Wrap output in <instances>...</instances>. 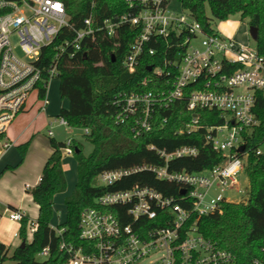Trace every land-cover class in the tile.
Listing matches in <instances>:
<instances>
[{
  "label": "built area",
  "instance_id": "2783aa9c",
  "mask_svg": "<svg viewBox=\"0 0 264 264\" xmlns=\"http://www.w3.org/2000/svg\"><path fill=\"white\" fill-rule=\"evenodd\" d=\"M125 2L129 9L126 14L104 20L96 28L92 18L85 20L84 29L75 30L74 39L65 40L60 51L74 56L97 32L115 38L121 28H133L136 39L124 62L122 77H134L141 57L156 55L158 47L175 59H168L164 67H149L150 73L157 77L167 74L171 89L158 96L120 94L117 122L133 118V132L140 136L152 130L157 104L168 107L187 98L188 111L194 115L179 134H193L203 128L197 111L221 113L224 123L207 127L206 141L228 159L202 173L171 172L169 161L198 155L196 147L185 146L170 154L159 152L166 161L165 167L142 166L101 173L98 185L111 187L133 172L148 170L158 179L181 186L182 204L148 187L106 192L96 200L98 208H88L81 215L80 236L89 243L88 247L83 250L63 243L61 249L70 255L68 264H235L233 254L206 239L196 221L229 202L226 192L237 189L244 194L238 178L245 162L238 156V149L245 145L243 155H247L244 135L260 124L255 105L257 95L264 93V57L256 44L252 45L255 41L250 34L247 43H240L222 33L206 32L182 7L180 11L173 8L177 0ZM65 28L71 26L61 1L0 0V159L14 145L7 136V127L36 104L29 103L31 95L37 94L42 112L50 103V82L58 77L57 60L47 71L38 67V61L42 49L53 44ZM16 48L24 57L17 54ZM41 83L46 88L44 98L39 97ZM56 126L70 127L65 118L56 117L49 123V137H53ZM72 143L70 139L66 142L62 156H74ZM256 153L264 155V144ZM117 207L122 210L118 215L106 212ZM26 217L20 211L9 213V219L20 227ZM126 218L133 222L125 225ZM37 227V221L28 219L29 237ZM55 229L60 235L64 232ZM40 256L47 258L49 249Z\"/></svg>",
  "mask_w": 264,
  "mask_h": 264
},
{
  "label": "trees",
  "instance_id": "16d2710c",
  "mask_svg": "<svg viewBox=\"0 0 264 264\" xmlns=\"http://www.w3.org/2000/svg\"><path fill=\"white\" fill-rule=\"evenodd\" d=\"M58 1L65 6L71 28L63 29L53 44L42 49L38 67L47 71L57 60L60 95L69 102L68 109H62L58 117L65 118L70 127L88 130L84 136L93 150L86 156L82 143H72L77 183L72 194L65 199L66 220L57 227L64 230L60 235L51 222L55 196L67 189L62 163V149L66 143L51 138L53 153L44 166L40 183L30 191L39 206L37 231L29 237V218L26 217L19 229L21 244L12 249L11 255V248L0 244V264H68L70 255L61 249V245L65 243L83 250L88 247L89 243L80 236L81 215L88 208H98L96 200L106 192L148 187L181 202V186L158 179L148 170L133 172L111 187L98 185V177L103 172L142 166L165 167L166 161L159 152L170 154L185 146L196 147L198 155L169 161L171 172L202 173L222 165L228 159L227 155L214 150L206 141V128L224 123L221 113L197 111L203 128L193 134H179L194 115L188 111L187 98L174 101L168 107L157 104L151 120L152 130L140 136L133 132V118L125 123L117 122L121 111L117 103L120 94L153 93L158 96L171 89L167 74L157 77L150 73L149 67H164L166 61L174 60L175 56L157 47L159 51L156 55L141 57L134 77L123 78L124 62L136 39L134 29L128 26L121 28L115 38L97 32L88 38L81 51L70 56L60 51L59 47L65 40L74 39L75 30L84 29L85 20L92 18L96 28L104 20L115 19L126 14L129 9L125 0ZM177 2L210 33L214 31L212 19L226 21L230 16L240 14L242 20H248L250 27L257 28L258 40L255 44L264 57V0ZM207 5L212 18L207 14ZM174 73L172 69L171 77ZM146 79L148 81L144 85ZM45 94L46 88L41 83L39 97L44 98ZM255 114L260 124L244 135L247 155H238L245 162L244 169L249 181L247 200L240 203L225 202L213 214L196 221L199 232L206 239L233 254L235 264H264V155L256 153L264 144V93L257 95ZM29 147L30 142L18 147L23 159ZM120 211L119 207L106 210L117 215ZM131 222L129 218L124 221L125 225ZM23 242L25 246L21 247ZM46 248L49 249V256L39 261L38 257Z\"/></svg>",
  "mask_w": 264,
  "mask_h": 264
},
{
  "label": "rangeland",
  "instance_id": "374dc122",
  "mask_svg": "<svg viewBox=\"0 0 264 264\" xmlns=\"http://www.w3.org/2000/svg\"><path fill=\"white\" fill-rule=\"evenodd\" d=\"M173 8L177 11L181 10V5L179 2H175L173 4ZM207 14L210 18L211 12L209 6L207 5ZM212 28L215 32L222 33L226 36L230 35L235 38L236 41L240 40L244 43H247L249 40V23L248 20H242L240 14H235L230 16L226 21H219L216 19H212ZM235 33V34H234ZM237 37V38H236ZM253 42V41H251ZM255 43L253 42L252 45ZM16 52L20 57H24L23 53L20 51L19 48H16ZM49 99L50 102L56 106L58 115L62 109H68L69 103L67 99H62L60 95V79L55 78L50 82V89H49ZM36 103L32 109H27L25 112L20 113L15 122L7 127V134L10 137L20 136L22 134H29L31 133L32 129L38 128V121L36 118L38 105L40 106V102H37V94L33 93L29 98V103ZM57 115V117H58ZM33 122V123H32ZM33 124L32 127L30 125ZM48 130L49 126L47 127L46 131L43 133L48 138ZM55 137L57 140L66 143L69 139L73 141H77L83 144L84 155L88 156L91 154L93 150V146L85 140V130L82 128H74V127H63V126H56L54 128ZM18 146H14L9 154L6 157V160H12L14 157L18 158L20 161L23 159ZM63 166L65 167V175L67 179V189L64 192L58 193L55 196L54 200V215L52 219V225L56 228L63 224L66 220V207H65V199L72 194L75 189L77 183V171H76V159L75 156H63ZM239 188L244 191V194H239L238 190H231L225 193L228 201L231 203H240L248 198V188H249V181L246 175V171L242 172V174L238 178ZM99 184V182H98ZM4 209V208H3ZM14 228L12 226H7L4 229L3 235L5 238L13 240V242H17L16 238H13ZM16 244V243H15ZM9 246V245H8ZM11 248V246L9 247ZM14 248V247H12ZM11 248L10 255L13 252ZM39 261H43L44 258L39 256ZM10 264V262H7Z\"/></svg>",
  "mask_w": 264,
  "mask_h": 264
},
{
  "label": "crops",
  "instance_id": "0c3cea01",
  "mask_svg": "<svg viewBox=\"0 0 264 264\" xmlns=\"http://www.w3.org/2000/svg\"><path fill=\"white\" fill-rule=\"evenodd\" d=\"M228 36L234 38L233 36ZM238 42L244 43L240 40ZM57 111L56 106L51 102L44 112L40 111V106L38 105L35 118L38 121L37 129L33 128L31 133L16 137H10L7 134L10 141L14 144L13 147L15 145L19 147L30 142V147L24 159L19 161L16 156V158L14 157L10 161L6 160L7 155L13 147L0 159V175L2 174L0 177V244H4L8 248L10 246L11 248H16L21 244L20 238L16 237V234L19 233L20 225L9 219L10 211H20L30 220L37 221L39 206L34 202L30 191L40 183L44 166L53 153L50 145L51 138L62 142L57 140L55 133L53 137L48 136V138L43 134L49 123L57 117ZM32 126L33 124L30 125V127ZM9 168H13V170ZM7 226L14 228L13 238H16L18 243L4 237L3 232ZM52 227L56 228L53 225Z\"/></svg>",
  "mask_w": 264,
  "mask_h": 264
},
{
  "label": "water",
  "instance_id": "95a60500",
  "mask_svg": "<svg viewBox=\"0 0 264 264\" xmlns=\"http://www.w3.org/2000/svg\"><path fill=\"white\" fill-rule=\"evenodd\" d=\"M249 34L251 36V38L256 42L258 40V30L255 27H250L249 28ZM152 69L149 68V71H151ZM245 151V145L241 146L238 149V153L243 154ZM182 194H185V191L182 192ZM25 246V242L22 243L21 247Z\"/></svg>",
  "mask_w": 264,
  "mask_h": 264
}]
</instances>
